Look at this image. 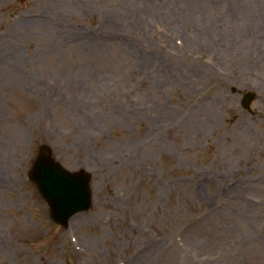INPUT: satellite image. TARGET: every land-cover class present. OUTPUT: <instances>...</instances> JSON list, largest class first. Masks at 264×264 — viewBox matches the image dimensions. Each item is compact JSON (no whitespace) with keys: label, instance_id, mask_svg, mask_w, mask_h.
<instances>
[{"label":"rangeland","instance_id":"rangeland-1","mask_svg":"<svg viewBox=\"0 0 264 264\" xmlns=\"http://www.w3.org/2000/svg\"><path fill=\"white\" fill-rule=\"evenodd\" d=\"M0 264H264V0H0Z\"/></svg>","mask_w":264,"mask_h":264},{"label":"water","instance_id":"water-1","mask_svg":"<svg viewBox=\"0 0 264 264\" xmlns=\"http://www.w3.org/2000/svg\"><path fill=\"white\" fill-rule=\"evenodd\" d=\"M254 98L253 93H246L243 107L248 110ZM28 178L36 185L48 204L50 218L57 225L67 226L72 216L90 207L88 173L84 171L70 173L64 170L51 158L50 150L46 146H41Z\"/></svg>","mask_w":264,"mask_h":264}]
</instances>
